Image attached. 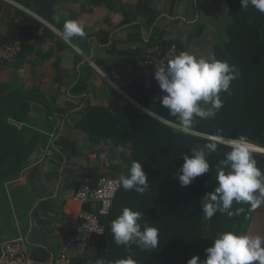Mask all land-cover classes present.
Returning a JSON list of instances; mask_svg holds the SVG:
<instances>
[{"label":"crops","instance_id":"crops-1","mask_svg":"<svg viewBox=\"0 0 264 264\" xmlns=\"http://www.w3.org/2000/svg\"><path fill=\"white\" fill-rule=\"evenodd\" d=\"M228 12V0H0V42L20 45L0 70V110L23 117V140L39 142L20 173L0 182V245L21 240L35 264H52L63 252L71 264L77 246L69 236L84 205L65 201L63 194L85 179L96 185L101 172L89 156L106 147L92 143L89 115L121 116L128 106L170 125L127 89L165 44L216 56L226 43ZM69 19L85 25L86 35L72 38L75 47L58 35ZM88 62L102 71L120 70V92ZM98 241L91 238L85 253L95 254Z\"/></svg>","mask_w":264,"mask_h":264},{"label":"trees","instance_id":"trees-1","mask_svg":"<svg viewBox=\"0 0 264 264\" xmlns=\"http://www.w3.org/2000/svg\"><path fill=\"white\" fill-rule=\"evenodd\" d=\"M228 4L230 23L226 43L216 50L215 58L234 65L239 75L231 82L229 92L220 93L223 106L214 116L194 118L193 125L184 130L178 126L177 118L160 104L161 89L154 93L145 91L141 80L130 85L126 94L175 127L128 106L122 109L121 116L107 111L89 115L93 121L86 131L92 143L106 146L95 152H106L111 169L122 176L128 174L133 161H138L149 186L143 194L120 186L109 215L100 219L104 234L97 242L95 254L84 253L71 264H97L100 260L115 264L129 256L137 264H187L194 255L205 259V249L218 233H247L253 221L250 204L234 202L233 210L243 207L245 212L232 218L217 212L208 220L202 213L201 198L213 191L217 165L230 151L228 146L218 144L215 152L205 149L209 172L196 177L188 186L182 187L177 179L183 155L191 156L192 148L213 142L210 137L243 136L252 145L264 149V13L251 5L242 8L240 0H228ZM170 45L162 46L157 54H163ZM6 109L0 110V182L16 177L39 144L36 138L29 142L23 140L20 129L14 125L20 124L23 117ZM253 156L257 167L264 172V155L253 153ZM91 205L85 204L84 210L96 212L97 206L93 204L91 208ZM124 207L142 214L139 221L142 226L147 224L158 229V247L142 249L136 244L126 247L114 242L110 225Z\"/></svg>","mask_w":264,"mask_h":264},{"label":"clouds","instance_id":"clouds-1","mask_svg":"<svg viewBox=\"0 0 264 264\" xmlns=\"http://www.w3.org/2000/svg\"><path fill=\"white\" fill-rule=\"evenodd\" d=\"M241 7L249 5L264 13V0H240ZM71 45L73 37L86 35L85 25L80 20H66L62 32H58ZM75 47V45H71ZM239 75L236 67L228 61L217 60L211 53L196 56L189 51H181L167 61L165 66L156 68L154 79L163 95L159 98L163 108L176 117L178 126L188 130L194 118L206 119L215 115L223 106L221 92H229L231 82ZM203 105V106H202ZM218 144L230 148L225 159L217 165L216 185L213 191L201 198L202 213L210 220L217 212L229 218L240 216L243 207L233 210V203L250 204L252 208L264 203V172L257 167L251 142L246 137H214L213 142L200 148H192L193 155H183V164L178 172V181L186 187L193 180L209 172L205 149L215 152ZM125 190L143 194L148 189V181L142 166L133 161L127 175L119 178ZM142 214L129 207L111 222L110 228L117 245L130 247L136 244L142 249L159 246V231L154 226L141 225ZM205 259L192 256L187 264H264V237L223 231L217 234L210 247L205 249ZM104 264V261H97ZM115 264H137L130 256Z\"/></svg>","mask_w":264,"mask_h":264},{"label":"built area","instance_id":"built-area-1","mask_svg":"<svg viewBox=\"0 0 264 264\" xmlns=\"http://www.w3.org/2000/svg\"><path fill=\"white\" fill-rule=\"evenodd\" d=\"M20 51L17 42H0V70L13 60ZM183 51L177 44L172 43L163 54L150 55L144 61V70L141 78L142 88L148 92H157L159 85L154 79L156 68L163 67L174 55ZM89 66L102 78V80L112 89L119 91L118 83L121 80V73L115 67L102 71L96 68L91 62ZM135 106V105H134ZM17 128L20 124L14 123ZM263 154V152H255ZM90 166L98 167L101 174L95 186H91L89 179H85L73 190H67L63 194L65 201H76L82 206L94 204L97 206L96 212H88L82 209L77 216V223L73 232L69 236V243L77 246L76 257H81L85 253L86 245L91 238H101L104 228L100 224V219L109 215L114 198L120 187L119 179L110 174L111 163L106 152H93L89 156ZM0 264H35L27 255L25 246L21 240L5 241L0 245ZM52 264H70L67 253L58 255Z\"/></svg>","mask_w":264,"mask_h":264},{"label":"rangeland","instance_id":"rangeland-1","mask_svg":"<svg viewBox=\"0 0 264 264\" xmlns=\"http://www.w3.org/2000/svg\"><path fill=\"white\" fill-rule=\"evenodd\" d=\"M168 126H172L169 125ZM175 127V126H172ZM177 128V127H176ZM254 153V152H253ZM112 175L119 179L121 175L117 172L111 171ZM252 214H253V221L250 224L251 225V232L249 234L251 235H260L264 237V203H262L259 207L252 208ZM250 227V226H249Z\"/></svg>","mask_w":264,"mask_h":264},{"label":"bare ground","instance_id":"bare-ground-1","mask_svg":"<svg viewBox=\"0 0 264 264\" xmlns=\"http://www.w3.org/2000/svg\"><path fill=\"white\" fill-rule=\"evenodd\" d=\"M251 145H252V144H251ZM252 149H253V151H255V152H263V151H264L263 148L257 147L256 145H252Z\"/></svg>","mask_w":264,"mask_h":264},{"label":"water","instance_id":"water-1","mask_svg":"<svg viewBox=\"0 0 264 264\" xmlns=\"http://www.w3.org/2000/svg\"><path fill=\"white\" fill-rule=\"evenodd\" d=\"M209 139L213 140L214 138H211V137H210Z\"/></svg>","mask_w":264,"mask_h":264}]
</instances>
